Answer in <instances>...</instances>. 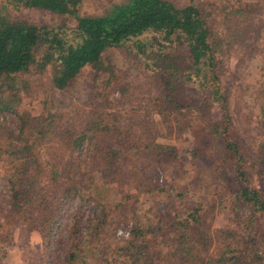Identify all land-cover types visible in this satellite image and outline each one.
<instances>
[{
    "label": "trees",
    "instance_id": "1",
    "mask_svg": "<svg viewBox=\"0 0 264 264\" xmlns=\"http://www.w3.org/2000/svg\"><path fill=\"white\" fill-rule=\"evenodd\" d=\"M82 1L0 0V241L20 216L49 251L46 264H60L61 249L64 264H264V62L257 145L229 137L226 112L219 120L212 116L227 103L219 69L227 51L243 44L252 15L214 0H123L82 14ZM22 9L55 19L40 24L19 15ZM115 49L139 62L152 85L143 105L148 121L134 112L122 119L114 104L122 80L110 57ZM46 72L51 92L28 120L20 104L44 88ZM83 73L92 78L94 94L64 113L57 91ZM193 131L209 136L213 146L199 139L179 149L181 135ZM182 154L209 156L216 169L232 172L237 186L226 203L236 227H212L215 200L140 171L148 158L164 163ZM115 188L122 194L110 201ZM175 198L180 205H170ZM91 201L101 208L83 236L80 213ZM109 212L130 223L122 244L105 239Z\"/></svg>",
    "mask_w": 264,
    "mask_h": 264
},
{
    "label": "rangeland",
    "instance_id": "2",
    "mask_svg": "<svg viewBox=\"0 0 264 264\" xmlns=\"http://www.w3.org/2000/svg\"><path fill=\"white\" fill-rule=\"evenodd\" d=\"M120 1L123 0H83L79 6V11L82 14L103 12L109 4ZM170 1L180 5L187 0ZM214 1L218 5L227 3L234 6H242L252 15L250 30L243 44H236L227 51V57L219 69L220 82L225 89L227 103L224 109L218 107L213 109L214 113L212 114L214 119L219 120L222 114L226 112L232 122V127L228 132L229 137L238 141L242 146L249 147L250 145L252 147V145H257L263 132L258 121L260 120V81L263 79L261 67L264 62V0ZM254 9L257 12L251 13V10ZM18 14H23L30 20L40 24L52 22L55 19L53 14L40 9H22ZM218 19H220V16ZM126 56L123 49H115L110 52V57L116 68L122 70V80L117 84L119 89L116 86L114 87V96L116 98L114 99L116 102L114 104L120 110L122 115L120 117L122 119L132 117L134 113V118L140 117V119H144V106L147 105L145 104V98L151 92L152 85L146 79L147 76L142 71L141 64L139 62H130ZM45 74L40 79L43 85L47 82L49 76L48 72ZM82 75L83 77L79 76L64 90L57 91L59 98H63V102L69 103L67 106H64L65 103L63 104L62 111L64 113L67 111L71 113L72 106L75 104L83 105V101L90 99L91 95L94 94V82L91 80L92 78L87 73H83ZM110 89L112 88L110 87ZM120 89L125 92L121 94ZM50 92L51 89L44 85L42 90L36 92L30 98L23 99L20 104L21 113H28L30 116L28 120L35 119L42 110L44 98L49 97ZM123 109H127V111ZM145 119L148 121V118ZM10 125H14V120ZM162 133L166 134L167 130H164ZM181 137L179 142L176 143L179 149L196 145L199 139L207 144L206 147L208 149L213 146L214 140L202 133L193 131L191 133H184ZM157 139L158 141H164L163 138ZM165 141L169 143L173 142L171 139ZM213 159L209 156L192 158L182 154L178 159L164 163H157L148 158L146 161H141L142 163H139V167H141L140 171L142 174L147 178L159 179L166 184H186L191 193L215 200L218 205L212 209V215L210 214L212 227L234 228L236 227L234 226L235 218L233 211H230L228 207L229 204L226 203V198L231 197L232 191L236 189L237 184L234 181L232 172L228 168H223L221 171L216 169ZM131 167V164L127 165V169ZM247 169L248 172L252 173L251 175H254V168L251 165H247ZM262 184L263 187L261 188L264 189V182ZM4 194L5 189L0 180V206L3 205L1 199ZM121 194L122 189L115 188L108 200L112 201ZM177 201L178 199L176 198L174 200L171 199L170 205H180ZM147 203L150 204L151 202L148 201ZM100 208L101 206L94 203V201L84 206V210L80 213L82 223L80 233L83 236L87 235L90 225L93 222H97ZM116 215H120V213L116 212L112 214L109 212L105 218L106 225L108 226L105 228L107 233L105 239L110 237L122 244L123 240L128 237L130 223L114 219ZM5 235L7 236L0 241V264H46L49 262V251L43 247L40 235L30 230L20 216L16 221H13V226L9 232H5ZM63 235L66 234L64 233ZM52 246L53 251H55L57 249L56 245L53 244ZM57 253L60 254V264H64L66 258L65 252L61 249ZM115 255L118 256V253H115ZM114 260L119 262L118 258ZM85 264H95V261L90 259Z\"/></svg>",
    "mask_w": 264,
    "mask_h": 264
}]
</instances>
